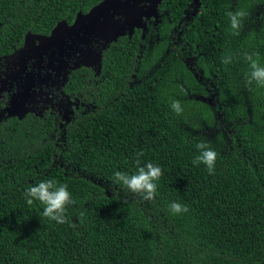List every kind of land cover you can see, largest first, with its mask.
<instances>
[{"label": "trees", "instance_id": "16d2710c", "mask_svg": "<svg viewBox=\"0 0 264 264\" xmlns=\"http://www.w3.org/2000/svg\"><path fill=\"white\" fill-rule=\"evenodd\" d=\"M101 1L0 0V76ZM150 10L99 41L90 63L67 40L65 68L43 59L45 96L19 113L17 86L0 82V264H264V83L247 59L264 67V0H158ZM241 11L233 29L227 13ZM47 47L44 58L57 54ZM201 141L218 153L214 174L192 163ZM141 151L139 166L162 168L154 200L114 179L137 172ZM47 180L75 201L67 223L26 202ZM172 202L189 211L173 214Z\"/></svg>", "mask_w": 264, "mask_h": 264}, {"label": "flooded vegetation", "instance_id": "af4514ba", "mask_svg": "<svg viewBox=\"0 0 264 264\" xmlns=\"http://www.w3.org/2000/svg\"><path fill=\"white\" fill-rule=\"evenodd\" d=\"M157 1L158 0H141L137 4L136 8L132 11L130 16H128L127 14H125V12L120 13L117 8H110L113 3H120L123 5L124 8H128L131 5L135 4V0H132V2L127 6H125L123 2L117 0H103L98 4L96 8L91 9L86 15H78V20H76L75 22H79L81 26H76L71 32V34H62L61 41H59V36L57 35V32L60 29L70 28L75 22L71 26L63 24L58 27L54 37L40 38V48L38 50L35 47H31L30 49L20 54H16L14 59V69H12L9 73H5L3 74V76H0L2 88L6 86L8 79L13 80L10 86H17L16 89L18 91L15 92V97H10V103L12 99L17 100V103L24 102L25 96L22 95V91L23 86L28 82V80H31L32 84V87L29 88V93L33 94V98L31 99V101L36 96H45V92L40 87L42 86L41 83H43L44 86H48V82L46 80L47 74L45 72V68L42 67L43 63L49 62L51 64H54L55 69L59 70L57 69V65L60 63L61 60L65 62V60L59 57V55L62 54V50L66 49V54L67 51H69L70 49L67 47V40L73 38V41H70V45L74 46V48H76L78 52L77 53L69 51L70 56H77L78 59H81L86 63L85 58L82 56V53L84 52L91 56L89 62H87L90 63L93 60L94 55H97L96 47H99L101 45L100 42L107 41L109 43L112 40L114 41V36L119 31L121 24L130 25L132 23H138L140 22L142 17L146 18L144 13H148V17H150L152 15L150 9L156 5ZM141 7L143 8V10L140 12L139 9ZM113 20L117 21V24H115ZM43 39L51 40L50 42H45L46 47L47 44H50L56 50L57 54H52L50 57L44 58L49 53V49L47 47V53L42 55ZM54 39L56 40V42H54ZM57 44H59V47L57 46ZM43 59L46 62H44ZM27 61H29V63L36 64L37 69H39L33 77L30 76L29 73H27ZM65 66L66 62L62 69H64ZM22 69H24V72L21 71ZM25 104H23L22 106L24 107Z\"/></svg>", "mask_w": 264, "mask_h": 264}, {"label": "clouds", "instance_id": "9594fccd", "mask_svg": "<svg viewBox=\"0 0 264 264\" xmlns=\"http://www.w3.org/2000/svg\"><path fill=\"white\" fill-rule=\"evenodd\" d=\"M227 15L230 18L231 26L233 29L241 27V19L245 16L243 11L241 12H228ZM251 61V79L257 81V83H264V67H260L257 61L252 60L251 56L247 57ZM171 108L177 113L182 112V107L179 101H174L171 104ZM199 150V154L192 161L194 165L203 163L209 174H214L215 163L218 153L214 151L209 144L201 141L195 145ZM144 153L141 151L137 153L136 164L138 165L137 172L129 175L127 172L115 171V182L121 184L128 191L141 197L142 200L149 201L154 200L157 191V184L155 181L163 175L162 168L151 162L145 166H139L140 157ZM26 202L32 205L34 200L39 201L45 207L43 209V216L56 221L59 224L67 223V217L65 215L66 207L74 204L71 193L68 191L66 184H57L53 180L41 181L33 186H30L25 192ZM169 209L173 214L186 213L189 208L185 204L172 202L169 205ZM75 227V225H71Z\"/></svg>", "mask_w": 264, "mask_h": 264}, {"label": "water", "instance_id": "95a60500", "mask_svg": "<svg viewBox=\"0 0 264 264\" xmlns=\"http://www.w3.org/2000/svg\"><path fill=\"white\" fill-rule=\"evenodd\" d=\"M141 0H135V4L131 5L130 7L128 8H124L122 4H116V3H113L111 8L110 9H114V8H117L118 11L120 13L122 12H125V14H127L128 16H130V14L132 13V11L136 8L137 4L140 2ZM155 1V0H154ZM143 10V8L141 7L139 9V11L141 12ZM147 12V11H146ZM144 15L146 16V18H148V13H144ZM113 22L115 24H117V21L113 20ZM78 26L80 27L81 24L79 22H75L70 28L68 29H60L58 32H57V35L59 36V41L62 40V34H71V32L74 30V28ZM48 41L50 42L51 40L49 39H43L42 40V51H43V54L44 55L45 53H47V47H46V44L45 42ZM54 42H56V40L54 39ZM57 46L59 47V44H57ZM82 56L85 58V61L86 63L89 62L90 60V55L89 54H86V53H82ZM65 65V62L63 60L60 61V63L57 65V69L61 70ZM22 72H24V69L21 70ZM32 87V84H31V80H28V82L23 86V91H22V95L25 96V100L23 103H17V100L15 99H12L11 100V103H10V107L12 109V111L14 113H19L22 109V105L25 104L26 102H31V99L33 98V94H30L29 93V88ZM3 89V88H2Z\"/></svg>", "mask_w": 264, "mask_h": 264}]
</instances>
